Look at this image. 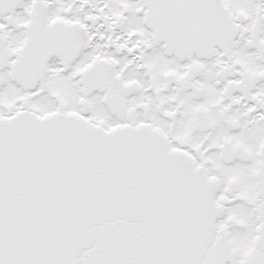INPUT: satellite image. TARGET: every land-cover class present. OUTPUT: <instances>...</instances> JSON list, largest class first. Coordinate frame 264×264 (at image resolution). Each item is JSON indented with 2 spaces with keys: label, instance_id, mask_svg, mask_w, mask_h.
Instances as JSON below:
<instances>
[{
  "label": "snow or ice",
  "instance_id": "6c2138e0",
  "mask_svg": "<svg viewBox=\"0 0 264 264\" xmlns=\"http://www.w3.org/2000/svg\"><path fill=\"white\" fill-rule=\"evenodd\" d=\"M0 264H264V0H0Z\"/></svg>",
  "mask_w": 264,
  "mask_h": 264
}]
</instances>
